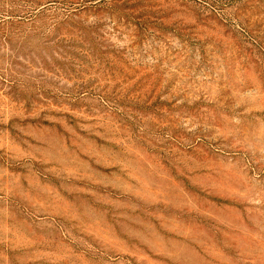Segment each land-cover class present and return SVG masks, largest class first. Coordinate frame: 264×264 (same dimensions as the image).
Masks as SVG:
<instances>
[{
    "label": "rangeland",
    "instance_id": "rangeland-1",
    "mask_svg": "<svg viewBox=\"0 0 264 264\" xmlns=\"http://www.w3.org/2000/svg\"><path fill=\"white\" fill-rule=\"evenodd\" d=\"M0 264H264V0H0Z\"/></svg>",
    "mask_w": 264,
    "mask_h": 264
}]
</instances>
